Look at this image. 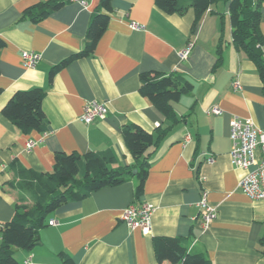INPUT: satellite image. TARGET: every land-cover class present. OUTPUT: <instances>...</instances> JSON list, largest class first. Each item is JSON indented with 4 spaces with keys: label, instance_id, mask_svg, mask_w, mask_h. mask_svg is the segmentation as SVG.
I'll list each match as a JSON object with an SVG mask.
<instances>
[{
    "label": "crops",
    "instance_id": "crops-1",
    "mask_svg": "<svg viewBox=\"0 0 264 264\" xmlns=\"http://www.w3.org/2000/svg\"><path fill=\"white\" fill-rule=\"evenodd\" d=\"M48 1L0 0V39L5 43L0 51V227L13 218L16 204H31L27 192L10 187L20 182L19 174L50 173L57 153L111 152L117 160L112 168L130 166L123 126L153 134L157 128L170 130L149 160L141 196L135 197L136 179L128 178L59 207L49 217L56 226L42 228L31 251L13 248L15 260L158 264L153 239L171 237L183 240L209 264H264V200L253 201L237 189L246 172L235 169L229 157L233 116L264 129V89L254 63L231 42L228 4L211 7L191 34L193 10L169 15L154 0H111L112 11L105 13L108 23L94 52L50 74L83 49L99 0H62V7L37 22L24 14ZM260 13L264 38V0ZM188 44L192 48L180 60L178 53ZM219 46L222 60L215 67ZM22 52L40 55L36 67L23 66ZM147 72L180 75L191 84L172 103L175 123L140 95V75ZM235 81L239 91L232 89ZM33 88L44 92V134H23L1 114L16 92ZM92 101L105 103L108 112L103 120L85 124L83 107ZM212 106L221 108L222 115H207ZM30 141L35 145L27 149ZM203 193L216 210L206 227L198 207ZM141 203L153 206L148 236L121 221L126 207Z\"/></svg>",
    "mask_w": 264,
    "mask_h": 264
},
{
    "label": "trees",
    "instance_id": "trees-1",
    "mask_svg": "<svg viewBox=\"0 0 264 264\" xmlns=\"http://www.w3.org/2000/svg\"><path fill=\"white\" fill-rule=\"evenodd\" d=\"M262 1L154 0L155 5L169 15L182 16L193 10L195 19L191 34L211 7L220 2L227 3L231 42L237 51L242 52L254 63L264 89V38L259 30ZM63 4L62 0H50L27 9L24 14L30 16L33 22L41 21ZM111 11V0H99L98 9L88 27L83 49L53 67L50 74L76 59L89 57L94 52L108 23L109 18L105 13ZM4 46L5 43L0 39V51ZM221 52L219 46L215 67L221 63ZM191 88V84L180 75H162L154 72L140 75V95L172 123L176 122L172 103L177 102L180 96ZM43 98L44 92L38 88L16 92L2 108L1 114L23 134H44L48 129V121L42 111ZM169 130L170 128H157L153 134L138 126H123L121 135L133 160L130 166L112 168L117 160L111 152L83 155L57 153L50 173L33 176L19 174L20 182L16 185L12 182L10 187L27 192L31 204L23 201L16 204L13 218L0 227V264H19L14 258L13 248L31 251L39 243V231L48 226L50 215L65 204L83 201L103 188L117 187L128 178L136 179L135 197L141 196L149 160ZM152 245L158 264L165 261L170 264H209L202 254L191 252L179 238H155ZM62 264L73 263L70 259L62 258Z\"/></svg>",
    "mask_w": 264,
    "mask_h": 264
},
{
    "label": "built area",
    "instance_id": "built-area-1",
    "mask_svg": "<svg viewBox=\"0 0 264 264\" xmlns=\"http://www.w3.org/2000/svg\"><path fill=\"white\" fill-rule=\"evenodd\" d=\"M81 3L86 4L84 1ZM132 28L141 29L134 24ZM191 48L192 44H188L181 50L178 53L179 59L185 60ZM21 58L23 66L29 69L36 67L41 59L39 54L33 52H22ZM232 89L239 91L240 84L235 81ZM107 112L105 103L88 102L83 107L81 121L85 124L101 121L106 117ZM222 113V109L218 106H212L206 112L210 116H220ZM188 138L189 136H186V139ZM229 140L231 143L229 157L233 167L246 172L239 180L237 189L253 201L264 200V129L257 128L250 119L233 116L229 123ZM39 143H42V139ZM34 145L35 143L30 141L26 144V148L31 149ZM211 161V157L206 159V162ZM198 207L201 210L200 222L206 227L216 218V210L208 204L205 193L201 195ZM152 212L151 204H131L123 210L121 221L131 230L138 229L143 236H148L151 232ZM48 226H56V222L49 220Z\"/></svg>",
    "mask_w": 264,
    "mask_h": 264
},
{
    "label": "water",
    "instance_id": "water-1",
    "mask_svg": "<svg viewBox=\"0 0 264 264\" xmlns=\"http://www.w3.org/2000/svg\"><path fill=\"white\" fill-rule=\"evenodd\" d=\"M133 173H135V171H133Z\"/></svg>",
    "mask_w": 264,
    "mask_h": 264
}]
</instances>
